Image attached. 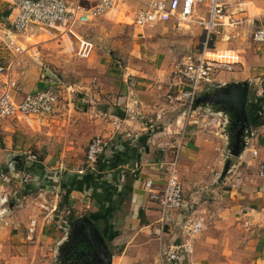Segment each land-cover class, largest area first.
Listing matches in <instances>:
<instances>
[{
  "label": "crops",
  "instance_id": "crops-1",
  "mask_svg": "<svg viewBox=\"0 0 264 264\" xmlns=\"http://www.w3.org/2000/svg\"><path fill=\"white\" fill-rule=\"evenodd\" d=\"M13 1L0 0V62L15 63L11 75L20 99L46 87L49 77L57 75L50 68L29 73L35 62L24 52L28 42L20 39L11 26ZM95 1L84 3L91 5ZM255 1L258 0H252L249 8L252 19L264 12L263 8L255 11ZM123 4L113 15L100 17L90 26L104 27L107 20L123 13ZM206 14V5L200 3L195 19ZM89 24L80 29L81 35L93 44L87 56L77 54L76 47L71 49L54 32L39 33L41 29L36 25L28 28L25 37L38 40L44 35V41H63L67 51L92 66L96 42L90 34L81 32ZM132 25L149 54L130 57L128 61L134 67H127V72L114 76L87 73L77 93L72 85L62 84L61 102L51 114L0 118V195L8 197L10 183L17 182L10 194L15 204L11 208L8 200L4 204L7 211L0 218L1 262H63L60 251L72 226H82L88 218L104 236L112 264H158L165 250L187 243L190 251L184 249V261L175 264H224L233 257L237 258L236 264H243V258L251 255L254 264H264V178L258 174L264 160V45L254 41L260 48L246 66L241 54L231 49L239 54L240 62L231 71L214 70L200 88L202 95L214 93L225 83L249 81L246 108L252 132L235 156L228 149V145L234 147V138L227 134L219 138L215 130L223 118L221 125H228L220 106L195 101L191 114L184 102L170 99L184 89L183 78L175 72L176 63L200 55L193 53L197 47L194 34L202 27L197 21L178 26L173 20ZM98 44L107 49V54L99 58L105 66L115 50L99 41ZM102 68H98L99 72ZM95 136L107 139L109 146L96 172L80 174L88 145ZM181 137L183 149L177 168L185 206L170 211L163 222L158 202L149 196L145 182L151 179L153 188L164 189ZM220 139L228 143L227 154L219 152ZM83 144L87 145L85 150ZM254 149L259 151L258 156L252 154ZM27 153L36 154L39 160L28 162ZM226 159L230 166L224 174L225 168L220 165ZM77 181H84V185L78 183L71 188ZM189 219L202 224L192 235L187 228ZM32 251L35 256H29ZM33 258L36 263H31Z\"/></svg>",
  "mask_w": 264,
  "mask_h": 264
},
{
  "label": "built area",
  "instance_id": "built-area-1",
  "mask_svg": "<svg viewBox=\"0 0 264 264\" xmlns=\"http://www.w3.org/2000/svg\"><path fill=\"white\" fill-rule=\"evenodd\" d=\"M125 1L96 0L93 4L86 5L84 0H14L10 22L16 31H23L36 25L45 31L54 32L57 37L67 41L71 49L76 47L77 54L87 56L93 44L81 35L80 29L100 17L113 15L118 6ZM200 3L206 5L207 14L196 20L194 16ZM250 3L252 0H147L134 12L132 21L139 26L173 20L178 26L197 21L202 27L204 31L202 53L197 59L184 60L177 65L175 72L183 78L184 89L181 94L170 96L172 100L184 102L191 114L195 111L194 104L200 88L203 83L209 81L213 71H231L233 65L240 62L239 54L233 50H212V36L221 29L235 28L241 24L243 22L241 15H249ZM252 37L256 43L264 45V25L256 28ZM12 66V63L0 64V118L53 113L62 98L60 79L57 76L49 77L46 87L26 93L19 99L15 94L19 88L11 75ZM160 117L158 114V118ZM182 139L183 137L176 146V156L170 163L164 189L153 188L151 179L145 182L149 196L158 202L163 222L170 211L185 206L183 186L177 168L180 151L183 149ZM108 146L109 143L104 137H93L86 151L85 167L81 168L79 173L96 172ZM262 149L264 152V135ZM252 154L258 156L259 151L254 149ZM26 159L31 163L39 160L34 153H27ZM258 174L264 178V160L259 164ZM7 202L8 197L0 195V218L7 211L4 207ZM188 222L190 235L197 233L202 227L200 221L189 219ZM184 249L190 251L189 243L170 247L163 252L158 264L182 263L185 259Z\"/></svg>",
  "mask_w": 264,
  "mask_h": 264
},
{
  "label": "rangeland",
  "instance_id": "rangeland-1",
  "mask_svg": "<svg viewBox=\"0 0 264 264\" xmlns=\"http://www.w3.org/2000/svg\"><path fill=\"white\" fill-rule=\"evenodd\" d=\"M146 1L147 0H126L122 8L123 13H120L119 15H117L116 18H112V20L105 19L108 21V23H106L104 27L101 28V25L96 27L97 26L96 25L93 28V25L90 26L89 24L87 28H85L86 31L85 30L81 31L85 35L90 34L91 38H93L96 42L97 48L95 52L94 53L92 52L91 54L93 55L92 61H94L96 64L93 63L91 64L92 66H87L86 62H82L83 59L67 51L65 43L63 41H58L56 39L55 40L52 39L51 41L49 40L44 41L45 39L44 35H41L38 40L35 39L34 37L26 39L25 36L27 35V31L29 29H26L23 31H16L13 28L17 32V34L21 35L20 39H24L25 41L28 42V45H26V47L23 48L25 50L24 52L35 62V64L31 63V67H30L31 71L29 73L34 74L35 71L33 70H36L37 68H42L44 70L45 68L46 69L50 68L60 79L62 84L72 85L73 87H75L76 93H77L80 89L82 90L83 84L81 83V80H82V77L85 76L87 73H88L87 76L88 75L95 76L99 74L114 76V75H120V74H123L124 72H127L128 71L127 67H134V64H130L129 63L130 60L128 61L130 57L133 56L135 57V59H137L139 55L141 54H144V53L149 54L147 53L145 46H143L142 42L139 40L140 37L138 35L137 36L135 35L134 25H132L133 24L132 15L138 8L143 6ZM255 3L260 8L259 10L257 9L258 7L256 8L255 11H257V13L262 11V8L264 10V0H258V1H255ZM241 18L243 19V22L241 24H238L235 28L227 27L226 29H221L217 33H215V35L212 36L213 43L211 42V48H213L212 50H215V51L231 50V49L237 50L241 54L242 60L246 66L248 61L253 57V53L255 54L258 51L257 49L258 46L254 42L252 35L256 28H258L261 25H264V12L260 14L258 18H255V19H252V16L250 14L246 16L241 15ZM245 19H248V21H246ZM129 22L131 23L128 24ZM199 29L200 28H198L197 30L198 32L194 34V37H196L197 39V47L196 48L194 47L193 53L199 54L200 52V55H201L202 51L200 50V47L203 50V45H202L203 40L200 41V38L202 39V37H204V32ZM199 31L201 32L199 33ZM39 33L46 34L44 29H41ZM136 39L138 40L137 43H136ZM105 40L107 42H104ZM43 41L45 43H43ZM97 41H99V43L101 44L107 45V47H109L110 49L115 50V52L111 54L112 57H111L110 62L105 66H103L102 63L99 62V58L101 54H104V55L107 54V49L103 50V48L100 47V44L97 45ZM77 44L78 43L76 42V45ZM20 56L22 55L20 54ZM15 58L16 56L13 57V59ZM42 58H45V59L44 61L40 62L39 59H42ZM1 63L3 62H0V64ZM179 63L180 62L176 63L174 67L175 69H177V65ZM1 65H6V64H1ZM137 66L144 67V65L142 64H137ZM99 67H103L102 71L100 72L98 69ZM20 85L22 86L23 89H26L21 83ZM223 121H224V118L221 124H223ZM221 124L216 126L215 130L218 129L217 134L219 138H221V136L222 137L225 136L226 138L225 124L224 125H221ZM220 141L218 142L219 149H220L219 152H224V154H227L228 149L226 151L225 149L228 143L226 144V142H224L223 139H220ZM81 147L85 150L87 145L83 144L81 145ZM231 158H233V156ZM228 160L229 159L224 160L223 163L220 165L222 169L225 168V165ZM219 176L220 175L217 174L218 180H219ZM16 185H17L16 181L11 182L10 189L7 190L9 192L8 193L9 195L8 204H10V201L13 200V197L11 198L10 194H12L11 192L12 189L13 190L16 189L15 187ZM189 185H190L189 189H191V187H193L192 182H190ZM187 224H189V222ZM0 233H1V230H0ZM0 242H1V239H0ZM0 254H1V246H0ZM30 254H32L31 256L36 255V253L33 251L32 253L31 252L29 253V256ZM35 260L36 259L33 258L31 260V263H36L34 262ZM236 260H237L236 257H233L231 261H228V259H226L224 260L225 261L224 264H236ZM1 261H2V258L0 257V264H3ZM242 263L243 264H254L255 262L252 261V255H251V256L244 257Z\"/></svg>",
  "mask_w": 264,
  "mask_h": 264
},
{
  "label": "water",
  "instance_id": "water-1",
  "mask_svg": "<svg viewBox=\"0 0 264 264\" xmlns=\"http://www.w3.org/2000/svg\"><path fill=\"white\" fill-rule=\"evenodd\" d=\"M250 93L249 81L229 82L220 85L209 98L210 104L220 106V111L225 115L227 124L225 134L234 138V147L228 145L232 154L237 156L245 147L247 137L251 135V123L247 113V102ZM202 101L201 95L196 99V104ZM230 124V125H229ZM230 162L225 165L224 174L228 171ZM10 201V207L14 206ZM88 222L82 225L80 230L86 251H75L74 254H67L68 264H112V253L109 250L104 236L95 224L86 218ZM77 225V223H76ZM76 225L72 226L70 235H74ZM81 228V225L79 226ZM85 257V258H84Z\"/></svg>",
  "mask_w": 264,
  "mask_h": 264
},
{
  "label": "flooded vegetation",
  "instance_id": "flooded-vegetation-1",
  "mask_svg": "<svg viewBox=\"0 0 264 264\" xmlns=\"http://www.w3.org/2000/svg\"><path fill=\"white\" fill-rule=\"evenodd\" d=\"M213 94V93H203L201 95L202 97V101L204 102H209V96ZM82 225H84L85 223L88 224V222L86 220L82 221ZM81 224L77 223L76 228H75V233L74 235H70L69 238L63 243L62 247H61V251L60 254L63 255V262L61 261L59 264H68V258H67V253L69 254H74L75 251L79 250V251H86L87 248L85 247V244L83 243V237L82 234L80 232L81 229H83V227L81 226V228L79 227ZM85 258V257H84ZM61 259V258H60Z\"/></svg>",
  "mask_w": 264,
  "mask_h": 264
},
{
  "label": "trees",
  "instance_id": "trees-1",
  "mask_svg": "<svg viewBox=\"0 0 264 264\" xmlns=\"http://www.w3.org/2000/svg\"><path fill=\"white\" fill-rule=\"evenodd\" d=\"M87 181H90V179H88ZM78 183H80V184H83L84 185V181H80V182H75L72 186H71V188H74L76 185H78ZM63 202H66V200H63Z\"/></svg>",
  "mask_w": 264,
  "mask_h": 264
}]
</instances>
